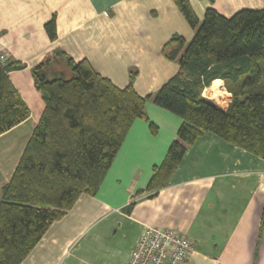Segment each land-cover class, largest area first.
<instances>
[{
    "label": "crops",
    "instance_id": "crops-1",
    "mask_svg": "<svg viewBox=\"0 0 264 264\" xmlns=\"http://www.w3.org/2000/svg\"><path fill=\"white\" fill-rule=\"evenodd\" d=\"M189 1L200 19L209 6L225 16L264 7V0ZM53 15L55 40L44 27ZM183 17L174 0H0L4 65H24L8 74L30 109L26 120L0 134V201L44 109L33 67L63 50L88 59L119 87L136 70L135 89L147 95L179 69L162 47L174 34L193 37ZM59 65L71 74L59 57L50 72L62 71ZM217 80L218 88L208 86L203 95L225 109L229 93L223 80L212 84ZM146 111L155 131L136 119L98 192L81 194L21 264H127L148 226L173 227L192 241L185 264H264V158L208 132L188 148L166 186L147 190L182 118L151 101Z\"/></svg>",
    "mask_w": 264,
    "mask_h": 264
},
{
    "label": "trees",
    "instance_id": "trees-1",
    "mask_svg": "<svg viewBox=\"0 0 264 264\" xmlns=\"http://www.w3.org/2000/svg\"><path fill=\"white\" fill-rule=\"evenodd\" d=\"M174 1L194 35L187 40L174 34L163 45V56L179 69L147 95L135 89L136 70L119 87L88 59L77 61L63 50L33 67L44 109L11 179L2 186L0 264H21L81 194L98 192L136 119L149 121L155 131L148 101L179 115L182 123L147 190L166 186L188 148L208 132L264 158V7L225 16L209 6L200 19L189 0ZM44 27L55 40L56 15ZM58 57L69 76L50 72ZM23 66L0 64V134L30 116L8 74ZM217 78L229 93L225 109L203 95L208 86L218 88V80L212 84Z\"/></svg>",
    "mask_w": 264,
    "mask_h": 264
},
{
    "label": "built area",
    "instance_id": "built-area-1",
    "mask_svg": "<svg viewBox=\"0 0 264 264\" xmlns=\"http://www.w3.org/2000/svg\"><path fill=\"white\" fill-rule=\"evenodd\" d=\"M6 53L0 48V64ZM193 251L192 241L173 227L148 226L137 240L127 264H185Z\"/></svg>",
    "mask_w": 264,
    "mask_h": 264
},
{
    "label": "rangeland",
    "instance_id": "rangeland-1",
    "mask_svg": "<svg viewBox=\"0 0 264 264\" xmlns=\"http://www.w3.org/2000/svg\"><path fill=\"white\" fill-rule=\"evenodd\" d=\"M181 14H182V12H181ZM184 16V15H183ZM184 18V17H183ZM184 19H186V18H184ZM186 21V20H185ZM189 23H187V25H188ZM192 39V37L190 38V39H188V40H191ZM58 69H60V70H62L63 68L59 65L58 66ZM62 72H64L63 70H62ZM138 75V74H137ZM137 77V76H136ZM136 79V78H135ZM134 83H135V81H134ZM222 91V90H221ZM209 96V95H208ZM213 99V98H212ZM219 99H223V98H219Z\"/></svg>",
    "mask_w": 264,
    "mask_h": 264
},
{
    "label": "bare ground",
    "instance_id": "bare-ground-1",
    "mask_svg": "<svg viewBox=\"0 0 264 264\" xmlns=\"http://www.w3.org/2000/svg\"><path fill=\"white\" fill-rule=\"evenodd\" d=\"M213 97H214V95H213Z\"/></svg>",
    "mask_w": 264,
    "mask_h": 264
}]
</instances>
